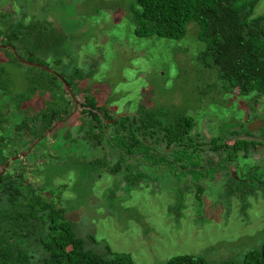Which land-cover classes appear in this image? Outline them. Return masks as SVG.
<instances>
[{"label":"rangeland","instance_id":"1","mask_svg":"<svg viewBox=\"0 0 264 264\" xmlns=\"http://www.w3.org/2000/svg\"><path fill=\"white\" fill-rule=\"evenodd\" d=\"M139 9L135 0H0V10L9 14L10 22L39 19L45 21L41 25L52 22L65 32L64 45L75 68L93 82L89 92L117 114L143 106L175 115L186 111L196 119L193 136L204 140L223 130H244L241 125L247 126L248 119H264L263 98L256 105L236 89L227 92L217 72L196 60L204 42L195 20L178 40L139 37L134 21ZM262 14L264 0H259L253 17ZM83 54L88 55L84 63ZM6 58L0 52V59ZM7 68L14 70L12 65ZM21 81L26 87V78ZM83 99L79 94L76 105ZM82 117L74 112L66 122L55 121L47 134L39 128L40 121L34 122L31 129L38 135L22 134L19 154L7 147L4 168H23L27 181L52 189L44 198L65 207L80 234H94L99 251L110 245L119 253H130L136 264H166L188 252L217 262L242 259L264 242V192L259 184L264 175L258 180L248 172L251 159L240 156L229 166L215 162L214 173L210 167L202 171L210 172L207 176L196 179L190 172L183 180L177 168L137 153L114 173L110 169L121 152L106 140L88 143L80 129ZM8 127L14 131L12 124ZM204 147L208 148L206 142ZM252 156L259 158L252 164L264 168V147Z\"/></svg>","mask_w":264,"mask_h":264},{"label":"trees","instance_id":"2","mask_svg":"<svg viewBox=\"0 0 264 264\" xmlns=\"http://www.w3.org/2000/svg\"><path fill=\"white\" fill-rule=\"evenodd\" d=\"M258 2L135 0L140 7L134 15L135 34L178 40L195 20L199 26L198 37L204 42V47L196 53V60L206 69L217 72L222 89H236L241 97L251 96L260 105L261 98L264 102V14L253 17ZM8 18L6 11L0 13V43L3 44L0 52L7 55L6 61L0 59V264H136L130 253H119L110 245L104 246L106 251H99L95 235L80 234L65 207L44 198L45 191L51 194L53 190L27 181L23 168L17 172L5 170L9 160L7 147L12 146L13 154H19L17 145H24L19 137L27 132L38 135L31 129L36 121H40L46 133L54 128L55 121L66 122L74 112L79 113L83 116L80 129L88 143L103 144L107 135L111 146L124 150L110 169L114 173L121 169L128 154L141 153L156 163L177 168L178 179L188 171L199 179L210 173L202 172L206 168L212 167V173L218 170L215 162L225 166L240 156L251 159V164L246 166L258 180L264 175V168L252 164V160H259L253 158V152L264 147V122L259 126L261 129L254 125L258 117L253 123L248 119L247 126L241 125L244 130H223L204 140L203 136L199 139L193 136L191 130L196 119L186 111L179 110L175 115L143 106L134 114H111L89 92L93 82L87 79V74L75 68L64 45L65 32L51 26L52 22L41 25L45 21L38 19L32 23H15ZM10 46L26 61L52 68L61 77L45 68L20 62ZM86 56L82 55L83 63ZM11 65L14 70L7 68ZM24 70L29 72L22 73ZM84 77L85 81L81 82ZM22 78L27 80L26 87ZM63 79L77 101L79 94L84 97L76 111L71 107L76 106L75 99L72 100ZM9 109L13 110L10 114ZM89 115L91 119H87ZM109 119L114 121L110 123ZM8 124H12L14 131ZM205 142L208 148L204 147ZM181 152L188 156L174 161L173 155L179 156ZM90 162L95 165V161ZM176 163L191 167L187 171ZM259 184L264 192V182ZM166 264H264V242L251 248L242 259L233 257L215 262L203 254L188 252L172 257Z\"/></svg>","mask_w":264,"mask_h":264},{"label":"flooded vegetation","instance_id":"3","mask_svg":"<svg viewBox=\"0 0 264 264\" xmlns=\"http://www.w3.org/2000/svg\"><path fill=\"white\" fill-rule=\"evenodd\" d=\"M51 69V72L53 73V74H56V75H60L59 74V72L57 73L55 70H53L52 68H50ZM78 106H81L80 104H78V105H74L73 107H74V111H76L77 110V108H78ZM111 112V114H115V115H119V114H117V112H115L114 110H111L110 111ZM137 111H134V112H132V111H129V110H125V112H123V113H120V114H123V115H127V114H134V113H136ZM258 120H263V122H264V119L263 118H259L258 117ZM114 121V119H109V122L111 123V122H113ZM41 125V124H40ZM40 125H39V128H41L40 127ZM53 128H51L49 131H47V133L48 132H50L51 130H52ZM46 133V134H47ZM104 140H106V141H108L107 140V135L105 136V139ZM203 142V141H202ZM29 144V143H28ZM109 144V143H108ZM118 150L122 153L124 150L122 149V148H118ZM160 150V149H159ZM133 154H137V153H133ZM133 154H128L127 156H132ZM141 154V153H140ZM143 155V154H142ZM126 156V157H127ZM185 156H188V154H186V153H183V152H181L180 154H179V156H177V154H175V155H173V160L175 161V159L178 157V158H181V157H185ZM196 156H198V155H196ZM199 157V156H198ZM120 159V158H119ZM176 165L178 166V167H180L181 169L182 168H186V169H189L190 167H191V165H187V164H182V163H176ZM224 165H227V166H229V164H224ZM225 168H227V167H225ZM228 169L229 168H227V171L226 172H228ZM189 173V172H188ZM180 177H183V180H185V178H186V176H185V173L184 174H181L180 175Z\"/></svg>","mask_w":264,"mask_h":264},{"label":"water","instance_id":"4","mask_svg":"<svg viewBox=\"0 0 264 264\" xmlns=\"http://www.w3.org/2000/svg\"><path fill=\"white\" fill-rule=\"evenodd\" d=\"M0 47H3V44H2V43H0ZM10 47H11V49L14 51L15 56L18 58V60H19L20 62H22V63H24V64H27V65H34V66H38V67H41V68H45L47 71H50V72H51V69H50L49 67L45 66V65H42V64H39V63H35V62L26 61L25 59H23L22 57H20V56L18 55V53L15 51V48H14L13 46H10ZM59 77H61V76L59 75ZM63 82H64L65 86L67 87V89H68L70 95L72 96V98L75 99V96H74V94H73V92H72V90H71L69 84H68L64 79H63ZM75 102L78 103V101H77L76 99H75ZM262 123H263L262 120H258L257 122L254 123V125L256 124V128H257V127L261 126ZM20 155H21V154H20ZM15 157L17 158V157H20V156H15ZM15 157H14V158H15ZM7 165H8V164H6V166H7Z\"/></svg>","mask_w":264,"mask_h":264}]
</instances>
